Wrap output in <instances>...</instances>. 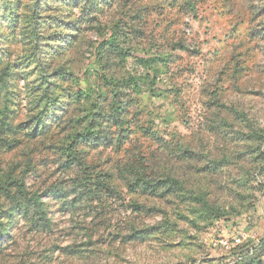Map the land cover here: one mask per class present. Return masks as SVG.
Wrapping results in <instances>:
<instances>
[{
  "label": "rangeland",
  "instance_id": "rangeland-1",
  "mask_svg": "<svg viewBox=\"0 0 264 264\" xmlns=\"http://www.w3.org/2000/svg\"><path fill=\"white\" fill-rule=\"evenodd\" d=\"M8 1L0 0V45L20 51L5 19ZM111 1L102 12H95L98 0L82 12L69 8L90 27L80 67H94V49L113 33L129 53L117 73L147 74L135 56L158 65V98L141 97V124L153 128L158 113L161 164L211 209L194 215L192 207L131 193L122 181L114 194L81 192L78 173L64 168L51 143H38L4 163L29 160L25 183L41 196L48 226L34 228L15 213L0 238V264H264V0H191L194 8L187 0ZM26 3L16 11L20 20ZM133 139L146 158L158 147ZM121 161L123 152L111 148L88 160L95 173ZM133 203L142 210L133 213Z\"/></svg>",
  "mask_w": 264,
  "mask_h": 264
},
{
  "label": "trees",
  "instance_id": "trees-1",
  "mask_svg": "<svg viewBox=\"0 0 264 264\" xmlns=\"http://www.w3.org/2000/svg\"><path fill=\"white\" fill-rule=\"evenodd\" d=\"M22 1H8L3 7L13 42L20 45V51L0 45V238L5 223L17 212L34 228L48 226L41 196L30 192L25 183L30 173L29 160L4 163L7 155L32 150L42 142L51 143L66 170L78 173L74 185L81 192L114 194L116 182L122 181L131 193L192 207L188 211L194 215L207 214L211 208L203 193L185 178L170 175L161 164L158 150L162 153L165 138L153 123L160 120L158 113L151 114L153 128L141 124V97L147 94L158 98L154 91L158 65L150 66L148 59L138 55L135 58L147 74L117 73V62L129 53L113 33L94 49V67L83 70V35L90 27L72 18L69 8L82 12L90 0H27V14L20 20L16 11ZM98 3L101 5L95 12L112 6L111 0ZM187 6L194 8L191 3ZM63 11L67 16L60 15ZM20 77L22 87L16 83ZM79 77L84 88L79 85ZM135 135L158 145L149 157L138 151ZM125 145L128 147L123 150ZM110 148L123 152V161L95 173L97 167L88 162L90 153ZM182 153L195 156L188 151ZM130 207L133 213L143 208L137 203ZM211 214L219 215L217 210Z\"/></svg>",
  "mask_w": 264,
  "mask_h": 264
}]
</instances>
